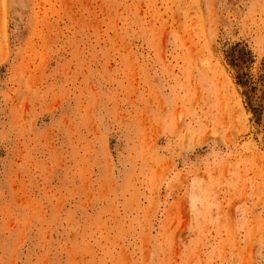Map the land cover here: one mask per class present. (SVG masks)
I'll use <instances>...</instances> for the list:
<instances>
[{"label":"rangeland","instance_id":"374dc122","mask_svg":"<svg viewBox=\"0 0 264 264\" xmlns=\"http://www.w3.org/2000/svg\"><path fill=\"white\" fill-rule=\"evenodd\" d=\"M0 264H264V0H0Z\"/></svg>","mask_w":264,"mask_h":264}]
</instances>
